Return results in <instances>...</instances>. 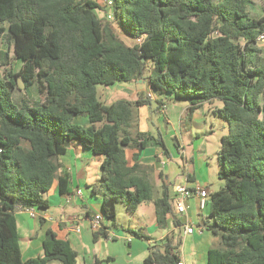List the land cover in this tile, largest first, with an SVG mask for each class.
Wrapping results in <instances>:
<instances>
[{
  "label": "trees",
  "instance_id": "1",
  "mask_svg": "<svg viewBox=\"0 0 264 264\" xmlns=\"http://www.w3.org/2000/svg\"><path fill=\"white\" fill-rule=\"evenodd\" d=\"M110 1L114 17L106 20L95 0H0V38L7 36L21 61L17 71L0 74V264H79L78 251L51 228L44 255L25 259L16 219L18 209L50 207L59 157L74 143L102 157L100 181L91 187L102 194L111 228H120L119 202L133 213L153 202L160 227L169 217L181 227L170 186L162 183L156 196L154 168L139 154L129 165L126 156L127 148L151 145L168 153L160 132L138 129V109L152 103L150 94L109 104L99 95V86L133 80L162 98L188 102L190 114L222 102L213 111L229 124L218 154L224 184L211 193L200 224L220 240L209 264H264V67L250 57L264 15L252 16L245 0ZM21 78L24 90L37 86L39 102L16 101ZM83 118L89 125L78 122ZM59 181L68 193L69 176ZM107 228L95 230L94 241L109 237ZM161 242L150 245L144 264H179L181 237L171 233ZM109 260L96 257L93 264Z\"/></svg>",
  "mask_w": 264,
  "mask_h": 264
},
{
  "label": "crops",
  "instance_id": "2",
  "mask_svg": "<svg viewBox=\"0 0 264 264\" xmlns=\"http://www.w3.org/2000/svg\"><path fill=\"white\" fill-rule=\"evenodd\" d=\"M105 87L110 88L109 101L105 102L108 104L118 99L136 100L139 98L140 93L150 94L152 103L139 107L138 129L152 134L150 124L154 126L157 120L160 125V127L158 126V133L162 134L165 142V138H168L173 143V147L169 148L167 146L168 153L163 147L158 145L148 146L142 151L136 148L126 149L129 165L134 164V156L139 154L140 163L149 164L154 168L156 196L161 194L162 183L170 186L172 194L176 184L188 182L192 186L195 181L207 186L212 193L215 192V190L210 188L209 164L205 162V158L200 157V160L196 163L193 156L189 157L187 155L183 137L178 135L176 126L177 118L181 122L184 115L190 118L192 123L196 124L195 118L204 115L206 112L205 104L199 106L190 114L188 102H182L184 105H178L174 100L162 98L149 90L147 83L141 80L118 82ZM159 100L164 101L166 104L163 107H159ZM210 111L214 113L213 109ZM78 122L89 125L86 118L78 119ZM197 125L200 126L202 124L197 123ZM197 151L199 152V150ZM174 160L175 162L182 160L188 169L186 173L183 171L172 181V177L176 176V174L170 164ZM59 162L58 177L54 180L51 189L47 193L50 207L43 211L37 210L38 217H32L27 209H18L16 211L20 244L25 259L44 255L43 241L49 228L54 230L58 237L68 240L78 251L79 264H93L96 257L99 259L112 257V260L102 264H144V260L150 252V245L162 243L161 241L165 240L171 233H174L176 238L181 237L182 239L178 251L181 260L185 264H209V250L220 247L218 237L205 227H200L202 216L206 212L200 210L198 197L188 200V212L186 215L177 216L181 227L175 226L173 217H169L165 227H160L156 220V215L154 220L149 224L147 223L145 227L129 226V228L141 229L146 236L150 237L145 239L127 235L125 232H121L119 228H111L108 220L103 216V225L108 226L109 237H99L97 241H94L95 229L92 220L95 215L102 214L103 197L101 193L92 194L91 186H98L100 181L102 157L95 155L82 145L74 143L66 153L59 157ZM190 167L193 170H190ZM64 174L69 176V191L66 194L61 192L59 181V176ZM78 189L82 191V195L78 198L73 197L72 201L69 202L68 196L70 194L74 195ZM149 203L154 205L153 202ZM189 220L197 226L193 233H186L185 227H183V224ZM50 264L61 263L54 261Z\"/></svg>",
  "mask_w": 264,
  "mask_h": 264
},
{
  "label": "rangeland",
  "instance_id": "3",
  "mask_svg": "<svg viewBox=\"0 0 264 264\" xmlns=\"http://www.w3.org/2000/svg\"><path fill=\"white\" fill-rule=\"evenodd\" d=\"M95 1H97L103 7L102 9L98 10L100 17L106 20L109 19L107 15L110 10L108 7H106L105 0ZM245 2L248 5V10L252 16L261 17L264 15V0H245ZM118 31L127 43L132 44L135 42L134 38L129 37L119 29ZM250 57L253 63L256 62L264 67V42H258L257 52L252 54ZM20 65L21 61L15 56L13 43L7 39L6 35L2 36L0 38V74L5 75L8 72V69L17 71ZM21 82L23 87L20 89L17 88L14 91V97L16 101L19 103L22 98H29L33 103L39 102L40 94L38 92L37 86L30 85L24 90V81L20 80L19 83L21 84ZM98 91L102 101H109L110 88L99 86ZM175 102L178 105L183 104L182 100ZM221 104L222 102L220 100H217L212 104L205 103V114L195 118L197 123L202 124L200 126H198L197 123H192L190 118H188L186 115L183 116L181 122H179L178 118L176 122L178 135L183 137L187 155L189 157L193 156L196 163L200 160V157L205 158V162L209 164V172L211 175L210 188L215 191L219 190L224 184V181L219 177L220 164L218 154L221 146L222 136L229 133V124L220 115H216L210 110L220 106ZM139 119L140 113L137 112L136 122L138 127ZM155 122L156 124L154 126L150 124V127L151 131L153 132L152 134L156 137L158 135V126L160 127V125L157 120ZM165 140L169 148L173 147V143L169 141L168 138H165ZM197 150H199V152ZM177 162L174 160L173 163L170 164L174 170V173L176 174V176L172 177V181L176 179L178 174H181L183 171L186 173L188 169L185 165V162L182 160H177ZM206 163H204V165H206ZM190 170H193V168L190 167ZM154 216L155 211L154 205L152 203H143L141 206H139L138 210L133 213L128 210L124 202H119L117 205L116 225L117 227H120L119 229L121 232H125L127 235H130V233L126 231V229L124 230L122 227L128 228L131 225L135 227H145L147 223L149 224L154 220ZM108 223L110 226H112L110 221H108Z\"/></svg>",
  "mask_w": 264,
  "mask_h": 264
},
{
  "label": "built area",
  "instance_id": "4",
  "mask_svg": "<svg viewBox=\"0 0 264 264\" xmlns=\"http://www.w3.org/2000/svg\"><path fill=\"white\" fill-rule=\"evenodd\" d=\"M110 0H105V5L107 7L111 6ZM107 17L109 19H113L114 14L113 11L110 9ZM259 42H264V32L259 34L258 36ZM211 191L207 186H204L199 181H195L192 186L189 185L188 182L184 183H178L174 186V193H173V199H174V212L177 216H183L186 215L188 212V200H190L193 197H198L199 199V208L201 211H205L208 200L211 195ZM80 195H82V191L78 189L76 193L70 194L68 196V201H72V198H78ZM32 217H38L37 210L34 208H28L27 209ZM93 227L95 230H99L103 225V215L97 214L95 215L94 219L92 220ZM183 227H185L186 233H193L195 230V226L191 220L187 221L183 224ZM203 227V226H200ZM201 230V229H200ZM179 264H185L184 261H180Z\"/></svg>",
  "mask_w": 264,
  "mask_h": 264
},
{
  "label": "water",
  "instance_id": "5",
  "mask_svg": "<svg viewBox=\"0 0 264 264\" xmlns=\"http://www.w3.org/2000/svg\"><path fill=\"white\" fill-rule=\"evenodd\" d=\"M20 80H21V81H23V80H22V78H21ZM20 80H19V81H20ZM20 86H21V87H23V84H22V82H21Z\"/></svg>",
  "mask_w": 264,
  "mask_h": 264
}]
</instances>
